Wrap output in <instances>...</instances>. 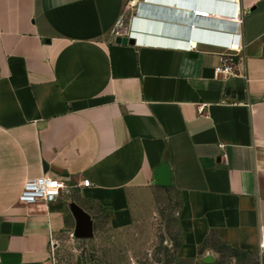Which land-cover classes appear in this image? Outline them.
Returning <instances> with one entry per match:
<instances>
[{"label": "crops", "instance_id": "1", "mask_svg": "<svg viewBox=\"0 0 264 264\" xmlns=\"http://www.w3.org/2000/svg\"><path fill=\"white\" fill-rule=\"evenodd\" d=\"M128 1L0 0V264H55L51 244L79 231L85 204L139 231L146 207L173 193L171 264H218L211 238L264 264V0H227L240 31L228 13L196 26L242 35L234 75L216 74L226 49L192 51L182 31L164 37L138 8L125 12ZM168 6L185 27L193 7L212 9ZM132 32L135 46L116 43ZM43 176L69 189L21 204L26 182Z\"/></svg>", "mask_w": 264, "mask_h": 264}, {"label": "rangeland", "instance_id": "2", "mask_svg": "<svg viewBox=\"0 0 264 264\" xmlns=\"http://www.w3.org/2000/svg\"><path fill=\"white\" fill-rule=\"evenodd\" d=\"M77 187H80L79 184ZM178 208L175 193L161 198L158 195L156 203L146 207L145 219L140 221V230L137 231V227L131 230L114 227L110 223V211L96 204H85V209L91 214L84 220L90 231L89 236L83 238L76 232H66L55 238L51 244L54 263L171 264L181 239ZM207 244L221 253L218 264H262L261 256L257 254L242 260L234 259L237 254L214 238Z\"/></svg>", "mask_w": 264, "mask_h": 264}, {"label": "built area", "instance_id": "3", "mask_svg": "<svg viewBox=\"0 0 264 264\" xmlns=\"http://www.w3.org/2000/svg\"><path fill=\"white\" fill-rule=\"evenodd\" d=\"M143 2L141 0H129L125 7L126 9H137L140 12L141 5ZM206 15V16H199ZM195 17H200L201 19H210V14L201 13L199 11H196V14H194ZM229 16L232 17L233 23L236 25L237 29L236 31H240L241 27L243 26V19L240 14H235V11H232ZM133 29V28H132ZM121 32V31H120ZM119 32V33H120ZM134 33L132 32L130 36L128 37H134ZM205 36V35H201ZM124 37V36H122ZM227 35L223 34H216V37L211 36V33H207L205 36L206 39H198L196 41V44H192L191 50H197L199 43L200 44H209L216 47H221L226 49V53L221 54L222 63L220 66L216 68V74L217 75H234L236 73V60H235V53L241 52V34H233L232 37L227 39ZM190 48V47H189ZM193 48V49H192ZM204 113V107H201L199 109V114ZM90 182L85 181L83 184H79L80 187H86L89 186ZM65 189H69L68 186H66L63 182L53 179L48 176L39 177L36 179L28 180L25 184L24 190L20 196V203L26 206L36 205L39 203L49 205L54 202H56L60 196L62 195V192ZM260 250L261 253H264V235L260 243Z\"/></svg>", "mask_w": 264, "mask_h": 264}, {"label": "water", "instance_id": "4", "mask_svg": "<svg viewBox=\"0 0 264 264\" xmlns=\"http://www.w3.org/2000/svg\"><path fill=\"white\" fill-rule=\"evenodd\" d=\"M159 2L151 3L148 0L143 1V7L140 9L138 13V20L144 19L147 21L150 27L159 28L161 27L162 30L169 31V32H179L177 28H175L173 24V8L168 5H184V4H191V3H204L210 4L211 6L221 7L226 9L227 7V0H158ZM165 3V4H164ZM163 4V5H162ZM225 27V26H224ZM222 25L217 26L216 29H211L208 32L212 33H219L221 34V29L224 28ZM145 34V33H144ZM148 35V34H147ZM116 43L119 45H131L135 46L138 42L136 37H122L119 36L116 39ZM159 185L161 186H169V175L167 173L166 168H163L159 174ZM84 225L80 227L79 231L77 232L80 237L87 238L90 234V231L87 227V222L83 223Z\"/></svg>", "mask_w": 264, "mask_h": 264}, {"label": "bare ground", "instance_id": "5", "mask_svg": "<svg viewBox=\"0 0 264 264\" xmlns=\"http://www.w3.org/2000/svg\"><path fill=\"white\" fill-rule=\"evenodd\" d=\"M209 6V8L212 9H207L205 7L202 6H197V7H193L192 8V17H194V23L190 24V26H179L176 25L175 28L178 29V31H182L183 33H180L182 35V37L188 38L187 42L192 46V44H194L195 41H197L198 39H206L205 36L207 35V33L205 32H201V29L196 28L197 27H201L199 24H203L201 21L206 20V19H201L200 17H195L194 14H196V11H199L201 13H205V14H210V17L213 19L212 16L217 17L218 19L222 18L224 19L226 16H228L232 10L228 13L224 10V8L221 7H215V6H211L210 4H207ZM184 7V6H183ZM228 13V15H227ZM199 16H206V15H201L199 14ZM210 18V19H211ZM225 20V19H224ZM179 21V20H178ZM187 24V23H186ZM159 32L161 33V35L163 34L164 37L166 36H176L174 35L175 32H167L165 30H162L161 27L158 28ZM179 33L177 35H180ZM201 35H205V36H201ZM178 37V36H177ZM185 40V39H184ZM185 44V43H184ZM187 44V43H186ZM188 45V44H187Z\"/></svg>", "mask_w": 264, "mask_h": 264}]
</instances>
